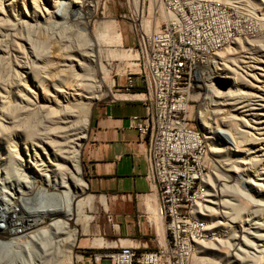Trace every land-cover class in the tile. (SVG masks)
Segmentation results:
<instances>
[{
    "label": "bare ground",
    "instance_id": "1",
    "mask_svg": "<svg viewBox=\"0 0 264 264\" xmlns=\"http://www.w3.org/2000/svg\"><path fill=\"white\" fill-rule=\"evenodd\" d=\"M217 1L234 3L232 0ZM249 1L259 11L261 21L264 20V0ZM129 2L139 19L141 0ZM151 13L152 7L149 6L148 14L141 17V26L145 30L158 26L162 19L151 17ZM95 14L92 0H0V57L6 63L0 69V133L9 158L3 174L0 172V264H16L17 256L20 257L18 248H23V245L27 248L31 241L39 244L43 240L60 239L63 233L71 241L66 254L74 256L77 235L87 232L90 221L87 208L91 205L89 185L83 179L81 165L88 125L87 122L84 125L77 122L79 113L76 106L103 96L117 95L110 89L104 92L103 77L96 82L90 70L82 74L75 70L74 67L81 68L80 61L87 56L86 53H80L81 58L74 64V59L67 57L66 62L61 57L59 61L68 71H54L51 66L55 59L60 58L59 54L51 56L27 35L23 38L22 49L15 27L19 25L20 29L28 32L30 19L60 24L73 17L80 23L78 26L83 33L90 37L91 59L102 65L99 46L102 43H120L121 33L118 30L111 32L112 25L108 22L105 31L87 33ZM254 41L249 34L227 36V44L217 54V63L209 61V69L213 70L206 74L202 103L194 118V129L203 143L204 153L218 157L223 176L217 172L214 176L208 174L206 179L205 175H196V188L199 191L203 186L204 193L200 196L207 204L199 200L198 194H192L194 208L188 210V218L195 225L207 226L197 217H215L213 223L217 228L233 232L240 230L241 234H233V243L228 241V248L224 247V241L218 243L220 246L215 241L206 242L209 238L194 241L193 261L264 264V259L260 258L258 262L254 259V256L261 257L262 253L264 258V247L261 248L264 246V45L256 46ZM130 55L135 58L134 53L129 52ZM247 67L256 69V72L250 73ZM247 71L253 74L255 83L252 84L250 79L247 82ZM29 79L35 87L33 92L26 86ZM217 82H226L229 89L222 90L215 85ZM250 83L254 90L253 101L249 104L244 102V110L234 112L235 95ZM3 92L13 93L15 113L8 111L7 94ZM53 106L62 110L58 121L61 125H56L53 120ZM91 113L92 106L88 108L87 121ZM208 116L211 121L207 124ZM13 137L20 139V148L22 151L24 148L22 155L13 152L19 145ZM209 195L212 200H209ZM95 243L102 244L100 240ZM244 243L255 246V250L260 247V255L257 252L252 258L253 253H250L253 262L248 260L251 259L248 255L245 256ZM215 256L220 261L213 260Z\"/></svg>",
    "mask_w": 264,
    "mask_h": 264
},
{
    "label": "built area",
    "instance_id": "2",
    "mask_svg": "<svg viewBox=\"0 0 264 264\" xmlns=\"http://www.w3.org/2000/svg\"><path fill=\"white\" fill-rule=\"evenodd\" d=\"M152 7L158 26L145 30L141 17ZM132 12V10H131ZM139 19L132 12L137 68L129 71L128 92L142 78L143 95L137 100L144 115L129 118L139 144L146 145V173L159 191V214L165 219L168 241L154 250L120 246L95 253V260L112 264H190L193 242L210 238L208 226L188 218L192 194H199L196 175L210 172L209 153H204L194 129V118L204 95L209 61H216L227 36L254 34L256 26L247 15L217 0H141ZM163 15V17H162ZM120 85V84H119ZM114 100V99H113ZM112 101V100H111ZM200 201H204L199 198Z\"/></svg>",
    "mask_w": 264,
    "mask_h": 264
},
{
    "label": "rangeland",
    "instance_id": "3",
    "mask_svg": "<svg viewBox=\"0 0 264 264\" xmlns=\"http://www.w3.org/2000/svg\"><path fill=\"white\" fill-rule=\"evenodd\" d=\"M92 2H94L95 4L96 14L95 17L91 19L92 21L89 24V28H87V33L88 32L90 33L91 31L94 33H101L105 31L106 22L112 25L111 32H115L116 30H118L121 33L120 43L118 42H111L109 44L102 43L99 46V51L101 53L100 62L102 63V65H100L99 62H96L94 59L93 60L91 59L90 37L87 36V34L83 33V30L78 26L80 23L78 21H74L73 17H69L67 18V20L65 19V22H61L60 24L53 22L46 23L39 20L34 22L30 19L28 20V24H27V27L29 28L28 32H26L25 29L23 28L20 29L19 25L15 27V34L20 42L19 47H21L22 49L24 48L23 44L25 42L23 38L25 35H27V38H30L33 43L43 46V48H45L50 53L51 56H56L57 54H59L58 57L60 58L55 59L59 65L55 60H54V64L53 65L51 64L52 65L51 67L54 68V71H57L58 69L63 72L68 71L66 70L67 68L66 66L61 65L59 61V59L61 60V57L66 62H68L67 57H69V59L70 58L74 59L73 60V64H74L76 63L78 58H81L82 55L80 53H86L87 56L83 57L80 61L81 68L74 67L75 70L80 74L84 72H88L90 70L91 72L94 73V78L96 79V82H98L99 79L103 77L105 80V84L102 86L104 92L110 89L112 93L117 94L115 97L111 95L103 96L98 100L85 101L76 106L77 107L76 109L78 110L79 113L77 122L82 125H84V123L86 124L87 122L88 125L87 139L82 148L81 165L83 170V179L89 184L88 193L89 196L90 195L92 196L93 203L90 205V207L87 208V214L90 215L89 218L90 221H89V225L87 226V232L77 235L76 238L77 246L74 248L73 251L74 256L68 257L66 254L71 241L70 238L66 237L65 234L63 233L61 234L62 236L59 237L60 239L56 238L53 240L52 239L43 240V242L39 244L38 243L35 244L31 241L28 244L27 248L24 247V245L23 248L22 247L18 248L17 251L20 257L17 256L18 260L16 264H24V262H26V264H112L110 260L96 261L95 253H108L116 250L120 246H135V247L138 246L141 250L144 249L154 250L156 249L157 246L163 245L168 241V232L166 230V225L163 219H160V222H156V218H154V216L153 217L149 216V214L146 213L143 214L146 215V217L145 218L141 217L140 221H138L139 218L138 215L140 213L137 212L135 199H130L128 201L129 203L126 204L125 197L111 196V194H109L106 190H104V188L100 185V181L96 180L95 178L96 176H95L94 165L90 159V133L92 128V116H93L94 108L96 106L104 104L105 102H109L113 99L116 100L118 98H121V96L119 95L128 94V93H132L129 95H133V93H138L139 91H137L136 89H131L128 92H126V90L122 87L123 85L128 84L127 77L129 71L137 70V68L134 67V64L136 63L135 61L136 57L132 58L131 55L130 57L128 56L129 52L136 54L135 51H131L129 49V47H132L134 45L133 43L136 32L131 17L132 8L130 6L131 4L129 0H92ZM218 2L232 6L241 13L250 17L256 26L255 33L252 35L249 34L250 38H253L255 40L254 42L256 43V46L262 43H263L262 45H264L263 42L264 20H262L263 22L261 21L260 19L261 15L259 11L255 9L253 4L249 0H232V2H234L233 4L224 3L222 1H218ZM253 8L254 10H252ZM21 16L24 18V16L26 15H21ZM26 17L28 18V16ZM10 59L12 60L13 57H10ZM41 65L43 66L44 63H42ZM5 66L6 63L4 62V58L0 57V69H3ZM102 66L104 68V71L102 70ZM100 70H102V73L100 72ZM246 70L250 71V73L256 72V69L252 70L251 67H247ZM250 73L248 72L247 75L245 76L247 82L248 79H250V82L252 81L251 83L253 84L255 83L254 81L255 78L253 77V74ZM40 76L44 79L43 77L44 75H42V73H40ZM136 79L138 80L139 84L144 86L142 78L136 77ZM54 80L55 78L52 79V81ZM46 83L48 84L50 82L47 81ZM251 83L247 85V87L243 88L238 94L235 95L234 101L235 100L236 101L233 102L234 104L232 106V109H235L233 110L234 112L243 111L244 110L243 106L253 101L254 90L252 88ZM215 85L219 86L222 90L229 89V87L226 86V82L225 83L217 82L215 83ZM26 86L27 88L31 89L32 92L35 91V87L31 79L28 80ZM143 90L144 88H142L140 91ZM3 93L7 94L6 100H7V105H9L8 111H12L13 113H15L17 109L15 106L16 103L13 99L14 98L13 93L12 92L10 93L3 92ZM91 106H92L91 117L90 120L87 121L88 108ZM70 107H72V105H70ZM53 108H54L53 120L55 121L56 125H61L60 123H58V121L62 115V110L55 108L54 106ZM245 109L247 110V107ZM207 114H209V112H207ZM1 119L2 116L0 115V121ZM38 119H42V117L38 116ZM206 121L207 124L208 122L211 121L209 116L206 117ZM13 138L16 139V144H19L17 146L16 152L15 151L13 152L15 154L22 155L24 152V148L23 151L22 148H20V143H21L20 139L16 137ZM215 139L221 141L219 137H215ZM3 140H4L3 136L0 133V172L2 174H3V170L5 169L4 167L9 162L7 152L5 151L2 145ZM217 159H218L217 156L215 155L212 156L209 154L210 172L208 174L210 175L213 174L214 176L215 173L217 172L219 175L221 174L223 176V172L220 173L221 170L223 171V168H221L222 164L221 163L218 164ZM213 182L216 183L215 180ZM203 193H204L203 186H201L199 189L198 198L199 197L201 198ZM229 193L232 194L233 192H229ZM103 197H106L107 204H104L102 202ZM239 197L243 198V196L240 195ZM209 198H208L209 200L213 199L211 195H209ZM202 202L206 203L204 201ZM126 214L129 215V219L131 221L130 229L127 232L122 231V226L121 223L119 222L120 221L119 215H126ZM197 218L205 221L207 223V226H210L208 229L211 232L209 238L210 240L209 239L205 240L206 242L215 241V243L219 245L218 244L219 242L224 241V247L228 248L229 246L228 241L230 243L231 242L233 243V238H234L233 234H236L235 232L238 233L236 235L241 234L240 230L239 232L238 230L236 231L234 230L233 232L226 228H220V229L217 228V225L213 223L216 221L215 217H212L211 219V217L209 216L205 218L204 216L201 215L198 216ZM96 240H100L102 244L100 245L96 244L95 243ZM248 246L249 244L247 245V243H244L242 245L243 249L247 250V252L245 251V256L248 255L247 257L251 258L252 256L253 258V256L256 255L257 252L259 253V255L261 254L260 253L261 251L259 252L260 247L259 248L256 247L257 250H255V246L251 245L249 247L252 250H250ZM263 247L264 246H262L261 248ZM250 253L253 254H251L250 256ZM262 255L263 253L261 254V257L256 256L255 258L254 256L255 261L257 262L260 261V258L264 259ZM252 258L251 259L248 258V260L250 261L252 260L251 262H253L254 259ZM214 259L217 261L219 260V257L217 258L215 256L213 260ZM191 261H193L192 258ZM191 261L190 264L193 263L198 264L199 262L201 264H210L207 262L204 263V261L202 263L201 260L200 261L194 260L193 262Z\"/></svg>",
    "mask_w": 264,
    "mask_h": 264
},
{
    "label": "crops",
    "instance_id": "4",
    "mask_svg": "<svg viewBox=\"0 0 264 264\" xmlns=\"http://www.w3.org/2000/svg\"><path fill=\"white\" fill-rule=\"evenodd\" d=\"M142 88L144 86L135 79L133 89L140 91ZM119 96L121 98L105 102L93 110L90 159L94 165L95 178L111 196L125 197L126 204L130 199H135L137 212L140 213L138 221L146 217L143 214L148 213L156 218V222L163 219L165 223L157 208L160 202L158 188L145 177L146 145L139 144L137 130L130 127L131 116L144 115L146 112L143 102L137 100L142 95ZM90 197L92 204L93 199ZM106 201V197H103L102 202L107 204ZM119 217L122 231L127 232L131 223L129 215Z\"/></svg>",
    "mask_w": 264,
    "mask_h": 264
}]
</instances>
